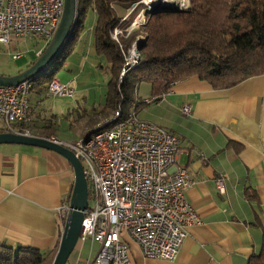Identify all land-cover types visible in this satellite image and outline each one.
<instances>
[{"label": "crops", "instance_id": "obj_1", "mask_svg": "<svg viewBox=\"0 0 264 264\" xmlns=\"http://www.w3.org/2000/svg\"><path fill=\"white\" fill-rule=\"evenodd\" d=\"M128 13L122 12V20ZM90 15L94 23L85 28L86 20L80 32L70 37L62 60L66 58L62 63L66 69H77L72 79L85 81L84 88H95L93 74L108 72L107 62L94 48L95 14ZM69 81L67 85L75 91L76 82L72 87ZM46 86L36 83L30 92V121L22 126L30 136L69 143L103 119L100 110L107 91L97 108L78 107L75 120L66 100L62 105L49 103L53 96ZM153 98L149 83L141 81L130 111L180 138L177 163L192 180L184 195L197 221L185 228L186 237L173 261L142 256L138 245L122 233L131 263L247 264L259 253L264 233V74L229 89H213L191 77ZM184 105L190 108L188 116L181 113ZM219 178L223 192L215 184ZM73 183V168L59 153L0 144V243L37 249L48 255L51 264L65 224L58 217V208L69 205ZM98 248L91 240L77 241L65 264H86Z\"/></svg>", "mask_w": 264, "mask_h": 264}, {"label": "built area", "instance_id": "obj_2", "mask_svg": "<svg viewBox=\"0 0 264 264\" xmlns=\"http://www.w3.org/2000/svg\"><path fill=\"white\" fill-rule=\"evenodd\" d=\"M62 11L63 0H0V45H13L26 39L47 42L59 24ZM120 34L121 31L114 29L115 40ZM136 42L125 57L119 83L138 62ZM42 49L34 50L35 58ZM20 57L21 53L12 55L13 60ZM34 79L0 86L3 132L29 135L22 126L30 121L29 96ZM46 90L53 97L71 98L74 93L55 76ZM181 113L188 116L189 106H182ZM47 139L69 149L83 166L88 207L77 241L91 240L99 245L86 264H132L122 233L129 235L146 258L176 259L186 237L185 228L197 221L184 195L192 180L177 163L180 148L177 135L140 119L133 111L123 115L118 107L73 142ZM215 184L220 192L224 191L222 179H217ZM69 213L68 204L58 208L62 223Z\"/></svg>", "mask_w": 264, "mask_h": 264}, {"label": "trees", "instance_id": "obj_3", "mask_svg": "<svg viewBox=\"0 0 264 264\" xmlns=\"http://www.w3.org/2000/svg\"><path fill=\"white\" fill-rule=\"evenodd\" d=\"M189 3L186 11L145 14L143 24L128 31L122 12L129 11L131 17L142 12V0H77L71 37L80 32L93 12L94 48L108 64V91L100 110L103 119L118 107L123 115L129 113L141 81L148 82L151 95L158 98L174 84L191 77L205 81L213 89H229L264 74V0ZM119 24L123 32L115 41L111 33ZM140 36L145 40L139 47V60L119 83L125 57ZM63 52L32 81V87L49 83L56 75L53 66L64 59ZM46 263L50 264L48 255L37 249L11 248L0 243V264ZM247 264H264V233L259 253L251 256Z\"/></svg>", "mask_w": 264, "mask_h": 264}, {"label": "water", "instance_id": "obj_4", "mask_svg": "<svg viewBox=\"0 0 264 264\" xmlns=\"http://www.w3.org/2000/svg\"><path fill=\"white\" fill-rule=\"evenodd\" d=\"M188 9L189 7L182 9L162 5L155 7L147 6L146 14L151 15L156 12H181ZM76 11L77 0H63V11L59 24L52 37L42 49L41 54L23 71L11 76L0 75V86L17 85L23 81L34 79L49 69L70 40L71 29L76 21ZM144 40L142 39L136 42L135 48L137 53H139V47ZM0 144L26 145L52 150L70 162L74 172V183L69 199L70 213L64 224L56 254L51 262V264H65L77 244L81 222L84 217V212L88 207V185L81 162L69 149L45 138L1 132Z\"/></svg>", "mask_w": 264, "mask_h": 264}, {"label": "rangeland", "instance_id": "obj_5", "mask_svg": "<svg viewBox=\"0 0 264 264\" xmlns=\"http://www.w3.org/2000/svg\"><path fill=\"white\" fill-rule=\"evenodd\" d=\"M188 7H189V1H188V5L186 8H188ZM142 8H143V13H142L143 19L141 21L135 20L140 11L138 13H136L135 15H133L132 17L129 16L130 12L128 13V15L126 16L127 19L125 21V22H128V24H127V26H125V29H127L129 31V30H132L134 28H137L140 24H143V22L145 20V14H146L147 6L145 4H142ZM86 20H88L89 22H88V24H86L87 26H85V28L88 27L90 22H91V24H92V22L94 23L91 15L88 16L86 18ZM86 20L84 21V23L86 22ZM114 29L121 31V33L123 32L121 30L122 25L120 27V24L117 27H115ZM114 29H113V31H114ZM113 31L111 33V37L113 40H115V37L113 35ZM119 36L120 35H117L116 39H118ZM137 39L142 40L145 38L140 36ZM47 42L44 40H40V39H26L23 41H17L15 43H13V45H7V46L0 45V72H2L1 74H7V73H15L16 74L17 71L24 70L30 63H32L36 59L34 56V50L37 48L45 47ZM17 53H21V57L18 60H13L12 55L17 54ZM129 54L130 53H127L128 56H129ZM65 60H66V58H65ZM63 62L61 61V63L55 64L53 66L54 70H56L55 77L59 81L61 80L60 82L63 84H67L66 82L70 80L72 83L71 84L72 87L74 86V82H76V87L74 88V90H75L74 96H73V98H66L65 97L62 100H60L61 99L60 97H53L49 103L52 102V103H55L57 105H60V104L62 105V102L66 100L67 102H69L71 104L70 108H71V112L73 113L72 114L73 119L76 120L77 119L76 112H77L78 107H80L81 109L89 110L92 107L97 108L98 105L103 104L104 94L107 91V82L109 80V74H108V72L105 73L104 71H99V73L97 75L93 74V77H94V79H96V82H97L95 88H90V86H88L87 88H84L82 85H83V82H85V81H80L78 79H75V81H74V79H72L74 77V75L77 73L76 72L77 69H66L64 66H62ZM121 71H122V69H121ZM85 74H88V72L85 71ZM84 76L86 77V75H84ZM56 98H58V99H56ZM104 119H105V117H104ZM102 120H100V121H102ZM100 121H98V122H100ZM97 123L95 122L94 124L89 125L87 130L91 129ZM82 135H84V134H82Z\"/></svg>", "mask_w": 264, "mask_h": 264}, {"label": "bare ground", "instance_id": "obj_6", "mask_svg": "<svg viewBox=\"0 0 264 264\" xmlns=\"http://www.w3.org/2000/svg\"><path fill=\"white\" fill-rule=\"evenodd\" d=\"M189 0H142V3L149 6V7H155V6H169V7H177V8H186L188 5ZM136 19H143V14L139 13L136 17ZM135 53V51H134ZM133 58L135 55H131Z\"/></svg>", "mask_w": 264, "mask_h": 264}]
</instances>
